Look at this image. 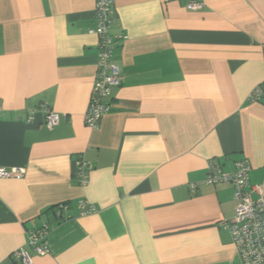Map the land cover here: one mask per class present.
Returning <instances> with one entry per match:
<instances>
[{"label":"crops","instance_id":"0c3cea01","mask_svg":"<svg viewBox=\"0 0 264 264\" xmlns=\"http://www.w3.org/2000/svg\"><path fill=\"white\" fill-rule=\"evenodd\" d=\"M96 2L0 0V167L25 170L0 178V264L21 248L35 264H244L226 226L232 186L190 185L208 160L232 172L247 159L264 194V103L248 100L264 82V0H115L123 82L94 130ZM43 104L67 118L49 129ZM43 223L42 257L27 233Z\"/></svg>","mask_w":264,"mask_h":264},{"label":"built area","instance_id":"2783aa9c","mask_svg":"<svg viewBox=\"0 0 264 264\" xmlns=\"http://www.w3.org/2000/svg\"><path fill=\"white\" fill-rule=\"evenodd\" d=\"M202 7L201 1H193L188 6L193 11ZM115 13V0H97L95 8L97 26L89 31L100 39L97 72L90 104L84 116L86 126L94 130L99 129L103 117L112 112V89L123 82L120 68L114 61V53L118 40L124 39V36H113L110 32ZM248 100L253 103H264V82L252 90ZM41 111L44 114L45 125L49 129L57 127L63 119L67 118V115L59 114L45 104L41 106ZM251 169V163L247 159L236 162L235 170L232 172L224 171L211 159L207 163L205 179L192 183L190 189L195 192L201 185L227 184L232 186L237 206L234 217L226 222L231 241L244 264H264V194L261 189L251 187L249 183ZM92 170V164L81 158L77 162L74 178L80 185L86 186ZM24 174L25 170L22 168L0 167V178H21ZM254 191L260 194L258 199H253ZM78 206L82 215L96 212V207L86 200L79 201ZM65 207L59 208V215ZM51 229L48 223H43L27 233V245L38 256L43 257L50 253L47 238ZM14 258L18 264H35L26 248L18 250Z\"/></svg>","mask_w":264,"mask_h":264}]
</instances>
